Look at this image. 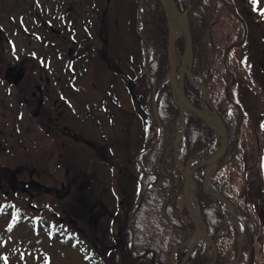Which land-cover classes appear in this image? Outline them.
Here are the masks:
<instances>
[{
	"label": "rangeland",
	"instance_id": "1",
	"mask_svg": "<svg viewBox=\"0 0 264 264\" xmlns=\"http://www.w3.org/2000/svg\"><path fill=\"white\" fill-rule=\"evenodd\" d=\"M228 1L232 3L233 9L221 10L214 33L221 47H231L228 69H232L239 78L235 95L246 110L241 140L247 152L238 167H235L239 170V174L235 172V177L239 179L240 187L248 182L254 202V213L256 215L259 213L260 222H263L264 183L261 181L259 166L262 133L259 125L264 113V14L254 10L250 0ZM48 2L58 5L55 17L58 19L59 30L68 33L65 35L70 38L76 36L69 33L73 20L71 13L74 9L72 8L77 10L79 23L85 14L87 17L94 16V11H98L99 7L106 11L104 20L108 48L113 56L112 61L116 60L119 66L122 65L119 68L122 83L119 77L116 78L114 72L107 80V83L114 88L112 93L115 97L118 95L116 86L122 85L119 94L123 100V108L122 115L118 118L122 133L117 139L110 133L103 139L102 133L98 131L99 126L95 127L97 135L91 138V142L98 148L101 147L102 152L105 144H115L113 149L108 148L112 158L101 156L97 148L87 143L91 137L89 131L85 136L86 141L82 138L87 128L84 117L86 95L84 96L85 91H76V96L71 103L70 118L72 119L74 115L72 131L74 130L77 138L70 153L62 148L63 150L61 149L55 156L59 160L58 163L56 159L54 164L53 159L47 160L51 162L50 170L33 167L34 171L27 164L30 159L26 162L25 157H20L19 160L24 162L21 164L20 161H9L7 155L0 156V175L3 173L1 176L5 179L4 183L1 179L4 185L0 187V264H3V261H7V264H127L129 262L127 257L133 258L136 254L131 248H127L129 253H126L122 246L123 232L118 226L128 215L129 195L133 197L137 190L138 172L135 161L138 160L137 154L143 150L148 136V116L144 113L141 116L140 106L146 110L147 106H144L143 101L147 100L148 104V99L150 101V97L153 98V87L150 86L148 79L142 76L143 68L151 59H146V35L141 29L144 25L145 4H142V0H44L45 4ZM260 6L264 8V0H261ZM48 10L45 7L44 11ZM90 10L92 11L89 13ZM95 18L98 19L97 15ZM35 31L33 29V32ZM13 36L17 54L31 50L33 47L34 57L43 51L44 63L48 62L46 54L50 53V45H46L45 41L41 43L21 33ZM70 38L61 36L59 41L60 70L68 71L67 51ZM116 48L119 49V59L118 55L116 58ZM94 58L99 60L96 55ZM49 62L51 63L52 60L49 59ZM53 64L57 65L54 59ZM83 70L81 69L77 75L83 76ZM137 72L140 75L138 79H136ZM91 80L98 85L101 84L97 76L95 79L91 77ZM132 84L138 88L133 90V98L127 89V85ZM94 99L96 98L92 97V101ZM91 111L94 113V107ZM113 112L115 114V110ZM135 112L140 114V117ZM93 124L96 122L90 123V128H93ZM115 125L116 123L113 124ZM216 136L215 142L218 146L221 143V137L219 134ZM180 142L178 141L179 148L183 145ZM174 145L176 148V139ZM28 149L36 153L34 147L28 145ZM28 149H23V153L26 154L23 156L35 159L37 163L38 158L32 152H28ZM118 149L122 158L117 157ZM38 152L41 153L40 148ZM13 163L15 166H10ZM117 167L122 168L120 174ZM7 181H10L11 185L7 186L5 183ZM24 181L29 184L26 186ZM48 184H51L53 189H58V192H49L45 189V185ZM211 187L216 191L213 185ZM193 190L198 199V187L194 186ZM226 211L232 215L228 208ZM261 231L259 239L263 240V224ZM111 234L117 236V243L114 237L111 238ZM102 238L104 240L101 242ZM247 240L246 236L245 241ZM260 244L261 241L252 247L253 264H264V252ZM210 247V255L214 258V249L211 245ZM2 253L6 254L3 258Z\"/></svg>",
	"mask_w": 264,
	"mask_h": 264
},
{
	"label": "trees",
	"instance_id": "2",
	"mask_svg": "<svg viewBox=\"0 0 264 264\" xmlns=\"http://www.w3.org/2000/svg\"><path fill=\"white\" fill-rule=\"evenodd\" d=\"M176 3L182 12L190 8L189 23L194 48L192 77L206 86L211 103L231 134L228 152L221 159L210 182L235 205L239 222L247 234L248 240L243 247L239 264H253L251 256L254 244L261 241L264 252V234L263 240L259 239L264 221L260 222L261 216L254 213L248 182L240 187L239 179L235 177V172H239L235 167H238L247 152L241 140L246 110L235 95L239 78L232 69H228L231 47H221L214 33L219 13L222 9L231 11L232 3L228 0H176ZM144 4V25L141 29L146 35V59H151L146 63V69L143 68L142 76L148 79L151 87L157 86L158 90L161 88L157 104L159 120L154 115L150 97L152 121L148 123L144 151L139 161H135L138 172L137 190L133 197L129 195L128 215L123 221L120 220L122 223L118 227L123 232L122 245L126 253H129L127 248H132L133 253L138 256L127 257V264H168L175 249L181 247L195 230L186 208L184 178L177 168V161L180 159L187 163L204 153L206 148L207 153L213 152L217 147V136L215 130L204 120L194 114H186L188 127L184 144L179 157L176 156L174 141L178 132L176 121L180 116V107L171 83L164 82L170 69L168 20L160 0H144ZM250 4L262 14L264 9L259 5V0L256 4L250 0ZM242 43L244 44V39ZM176 47L179 56L184 54L185 35L178 40ZM185 91L197 107L204 105L202 90L196 87L189 76L185 78ZM259 127L262 133L259 166L261 181L264 183V113ZM204 177L205 167L197 169L194 179L198 187V202L207 231L216 246L215 264H234L239 249L238 230L232 215L226 211V204L204 193ZM210 250L209 243L202 240L186 264H210L213 260ZM186 253L187 247L180 248L178 262L182 261Z\"/></svg>",
	"mask_w": 264,
	"mask_h": 264
},
{
	"label": "flooded vegetation",
	"instance_id": "3",
	"mask_svg": "<svg viewBox=\"0 0 264 264\" xmlns=\"http://www.w3.org/2000/svg\"><path fill=\"white\" fill-rule=\"evenodd\" d=\"M45 7L49 10L44 11ZM102 9L99 7L98 11H94V16L91 17H87L85 14L79 23L77 10L72 8L73 11L70 13L73 20L69 27V33L76 34V36L70 38V36L65 35L68 33L59 30L58 19L55 17L58 12V5L52 2L45 4L44 0H0V156L7 155L11 162H19L20 157H25L26 162L30 159L27 164L32 170L33 167L36 169L42 168V170L49 169V163H51L50 160L47 161L49 158L53 159V164L55 159L58 163L59 160L55 158L57 152L60 153L63 148L70 153L74 147L77 136L74 130L72 131L74 115L71 119L70 108L72 100L76 96V91H85L84 117L87 128L85 134H82L84 135L82 138L86 141L85 136L89 131L91 137L87 140V143L97 148L101 156L105 155L106 158H112L108 148L113 149L115 144H105L102 152L101 147L98 148L91 142V138L97 135L96 126H99L98 131L102 133L103 139L107 138L109 133L117 139L122 133L121 124L118 122L123 108V100L121 94H119L122 85L116 86L118 95L115 97L112 93L114 88L107 83L113 72L122 83L123 79L119 69L122 65L119 66L116 60H114L115 62L112 61L113 56L108 48L106 22L104 20L106 11ZM95 15H97V20ZM76 24L78 25L76 26ZM33 29L36 31L33 32ZM20 33L23 36L33 37L41 43L45 41L46 45H50V53L46 54L47 63H44L43 51L37 55L35 54L36 57H34L32 54L34 52L33 47H31V50H27L30 51L29 53L27 51L16 53L17 49L14 45L15 37L13 35ZM61 36L71 39L67 51L68 71L60 70L58 65ZM116 49V58L118 55L119 59V49ZM95 55L99 60H95ZM49 59L52 60L51 63ZM53 59L57 65L53 64ZM81 69H84L83 76L77 75ZM96 76L101 81L100 85L91 80V77L95 79ZM138 76H140L139 73L136 79H138ZM86 80L87 82H85ZM135 83L133 84L135 85ZM133 84L127 85L131 97L133 90L138 89ZM107 87L110 89H107ZM79 96H81L80 93ZM92 97L96 99L92 101ZM151 101L153 102V100ZM143 103L144 106H147V109L145 110L140 106V114L142 116V113H144L148 116L147 122H151L150 101L148 99V104L147 100ZM93 107L94 113L91 111ZM113 110H115V114ZM135 114L140 117V114L138 115L136 112ZM93 121L96 124H93V128H90L89 124ZM114 123H116L115 126H113ZM93 129H95L94 132ZM28 145L34 147L35 154L31 149H28ZM24 148H27L28 152H32L38 158L37 163L35 159L23 156L26 155L23 153ZM39 148L41 153L38 152ZM200 156L201 154L195 157L194 164L201 160L199 159ZM117 157L122 158L119 149ZM69 158H71L70 154ZM20 163L24 162L20 161ZM10 166H15V164L13 163ZM121 169L117 170L119 174ZM1 175L0 187L2 188L1 185H4L5 179ZM5 183H7V186L11 185L10 181ZM24 183L26 186L29 184L25 181ZM45 186V189L49 192H58V189H53L54 187H51V184ZM113 237L117 243V236L113 234ZM102 240L104 238L101 239V242ZM94 246L97 245L94 244ZM5 256V253L1 254L2 258Z\"/></svg>",
	"mask_w": 264,
	"mask_h": 264
},
{
	"label": "water",
	"instance_id": "4",
	"mask_svg": "<svg viewBox=\"0 0 264 264\" xmlns=\"http://www.w3.org/2000/svg\"><path fill=\"white\" fill-rule=\"evenodd\" d=\"M160 2L165 10V13L168 19V30H169L168 58H169L170 70L166 77V81L170 80L172 84L173 90L177 98V103L182 110V118L185 122L184 110L188 109L190 112L194 113L196 116H198L199 118L207 122L209 125H211L220 134V137H221V143L213 153H211L204 160L199 162L196 166L191 168L188 165L185 167V172H183L184 198H185V204L189 212V215L195 225V231H194V234L181 247L175 249V251L173 252L171 256V260L169 264H175L174 258H175L176 253L180 250V248L186 245H189L187 253L180 263V264H186L187 261L190 259L191 254L194 251V249L203 239H207L214 246L215 248L214 262L216 261V258H217L216 246L214 245L213 240L211 239V237L209 236L207 232V228L201 216L200 209H198V212L195 210L193 197H192L193 196L192 189H193L194 173L196 169H198L199 167H203V166H207L206 176H205L204 185H203L205 193L225 203L232 212L233 222L238 230V240L240 244L239 249H238V254H237L234 264H239V260L242 254V249L244 246V234H243L241 225L239 223L237 209L235 205L227 197L220 194L219 192H210L208 189V184H209L211 175L215 173L217 167L219 166L220 160L223 158V156L228 151L230 140H231V135L223 119L220 117L217 110L211 104L205 85H202L201 88L203 90L205 100L210 105V109L199 108L195 106L191 102V100L187 97L186 92H185V82H184L185 76L187 72L188 73L190 72L193 59H194L193 40H192L191 27H190L189 17H188L190 8L182 12L179 9L175 0H160ZM174 16L176 20L173 18ZM184 34L186 36V51H185V54L182 56V63L180 65V71H178V58H177L176 45L180 37ZM154 92L155 93H154L153 102H154L155 109H156L157 100H158V94H156L157 92L156 87L154 88ZM155 112L157 114V109L155 110ZM157 119L159 118L157 117ZM184 126L186 129L187 124L185 123ZM180 166L184 167V165H180ZM196 203L198 204V202Z\"/></svg>",
	"mask_w": 264,
	"mask_h": 264
},
{
	"label": "bare ground",
	"instance_id": "5",
	"mask_svg": "<svg viewBox=\"0 0 264 264\" xmlns=\"http://www.w3.org/2000/svg\"><path fill=\"white\" fill-rule=\"evenodd\" d=\"M174 19H175V16L173 17ZM176 20V19H175ZM177 28H178V26H177ZM193 187H194V183H193ZM208 189L210 190V191H214V188H212L211 186H209L208 187ZM192 192H193V189H192ZM193 202H194V207H195V210L198 212V206H197V203H196V195H195V193L193 192ZM174 263H176V260L174 259Z\"/></svg>",
	"mask_w": 264,
	"mask_h": 264
},
{
	"label": "snow or ice",
	"instance_id": "6",
	"mask_svg": "<svg viewBox=\"0 0 264 264\" xmlns=\"http://www.w3.org/2000/svg\"><path fill=\"white\" fill-rule=\"evenodd\" d=\"M253 4H256L258 0H252ZM262 14H264V10H262Z\"/></svg>",
	"mask_w": 264,
	"mask_h": 264
}]
</instances>
